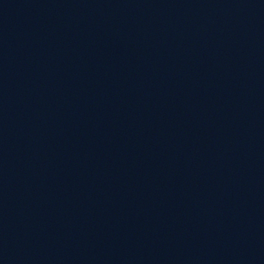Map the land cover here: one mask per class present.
I'll return each mask as SVG.
<instances>
[{
  "label": "water",
  "instance_id": "water-1",
  "mask_svg": "<svg viewBox=\"0 0 264 264\" xmlns=\"http://www.w3.org/2000/svg\"><path fill=\"white\" fill-rule=\"evenodd\" d=\"M192 264H264V0H222L212 146Z\"/></svg>",
  "mask_w": 264,
  "mask_h": 264
}]
</instances>
